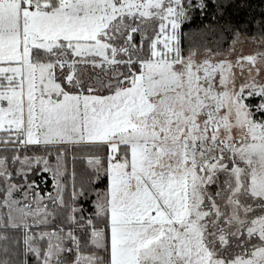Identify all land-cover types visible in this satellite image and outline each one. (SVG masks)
Instances as JSON below:
<instances>
[{
	"label": "snow or ice",
	"instance_id": "obj_1",
	"mask_svg": "<svg viewBox=\"0 0 264 264\" xmlns=\"http://www.w3.org/2000/svg\"><path fill=\"white\" fill-rule=\"evenodd\" d=\"M0 264H264V10L0 0Z\"/></svg>",
	"mask_w": 264,
	"mask_h": 264
},
{
	"label": "trees",
	"instance_id": "obj_2",
	"mask_svg": "<svg viewBox=\"0 0 264 264\" xmlns=\"http://www.w3.org/2000/svg\"><path fill=\"white\" fill-rule=\"evenodd\" d=\"M252 2V11L258 13L262 10H264V5L260 3V0H251ZM249 11L248 10H240L236 11L235 9L230 10L228 13H226L224 21H221V23H224L225 21H233L235 22H241L243 20L248 19ZM207 23V21H205Z\"/></svg>",
	"mask_w": 264,
	"mask_h": 264
},
{
	"label": "rangeland",
	"instance_id": "obj_3",
	"mask_svg": "<svg viewBox=\"0 0 264 264\" xmlns=\"http://www.w3.org/2000/svg\"><path fill=\"white\" fill-rule=\"evenodd\" d=\"M239 48L243 49L244 51H248L250 49V44L247 42H243L242 44L238 45Z\"/></svg>",
	"mask_w": 264,
	"mask_h": 264
}]
</instances>
